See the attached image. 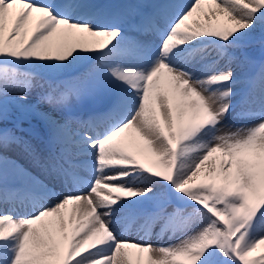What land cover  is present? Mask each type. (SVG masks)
Instances as JSON below:
<instances>
[{
    "label": "snow or ice",
    "instance_id": "6c2138e0",
    "mask_svg": "<svg viewBox=\"0 0 264 264\" xmlns=\"http://www.w3.org/2000/svg\"><path fill=\"white\" fill-rule=\"evenodd\" d=\"M260 245L264 0H0V264H264Z\"/></svg>",
    "mask_w": 264,
    "mask_h": 264
},
{
    "label": "rangeland",
    "instance_id": "374dc122",
    "mask_svg": "<svg viewBox=\"0 0 264 264\" xmlns=\"http://www.w3.org/2000/svg\"><path fill=\"white\" fill-rule=\"evenodd\" d=\"M156 0H147L146 3H153ZM100 4L103 5H109V6H121L122 5V1L121 0H99ZM226 18V17H225ZM213 23H218L220 25H227L230 26L229 22L227 21V18L224 21H220L219 19H215L212 20ZM251 51V50H250ZM254 58L259 61L261 59L259 50H255L253 52ZM241 73L247 72L248 69L245 68L243 71H241V69H238ZM242 87V86H241ZM33 95V96H32ZM29 98V102L30 103H35L36 101V93L34 92ZM97 103L93 100H89V99H85L84 101H82L79 104H74L73 107V113L75 115H79V114H86L89 115V113H91V111H85L86 106H89V109H91L93 107H95ZM44 110H47L46 106H44ZM20 116V113L16 110H13V115H12V119L15 120L17 119V117ZM232 123L235 124H245V123H250V121H232ZM19 124H20V128L23 129V131H18V135L23 136L25 139L29 140L39 151H41L42 153L46 152V147H47V131L46 128L44 126V124L37 120V119H24L21 118L19 120ZM7 126L12 127V124L9 123ZM31 128H37L38 129V133H34L31 131ZM131 139V138H130ZM9 155L13 156L14 158H17L19 160L20 163L24 164L25 166H28V162L27 160L22 156V155H18V151H12L9 153ZM215 156H219L220 154H214ZM211 159V158H210ZM199 180H204L203 177V169L201 170V174L199 176ZM160 243H169L171 241H168L167 239L164 240H160ZM264 253V245H260L255 252L252 253L253 257L259 256L260 254Z\"/></svg>",
    "mask_w": 264,
    "mask_h": 264
},
{
    "label": "bare ground",
    "instance_id": "6f19581e",
    "mask_svg": "<svg viewBox=\"0 0 264 264\" xmlns=\"http://www.w3.org/2000/svg\"><path fill=\"white\" fill-rule=\"evenodd\" d=\"M121 1H122V5H128V4H145L146 3V0H121ZM96 2L97 3H100L99 0H96ZM183 2L184 3H188L189 0H183ZM213 9H214V6H213ZM14 11H18V8L15 9ZM207 11H208V5H205L204 6V12H207ZM195 18L196 19H200V20H206V17L203 14H201V13H197ZM215 19H219L220 21H224L226 18L224 16H222V15H220V14L217 13V15L213 18V20H215ZM233 67H235V65ZM236 71L238 72V74L241 75V79H243L244 73H241L238 69H236ZM241 86H243V85H238V88L241 87ZM97 107L98 106H95L94 108L89 109V106H86L85 111H88V112L91 111V112H93V111H95L97 109ZM78 116L87 117L86 114H79ZM252 122L253 121H250V123H252ZM85 192H86V190H85ZM128 239H130V240H139L140 237L138 235H136V234H132V235H130L128 237ZM150 242L151 243H157L159 241L157 239L153 238Z\"/></svg>",
    "mask_w": 264,
    "mask_h": 264
}]
</instances>
